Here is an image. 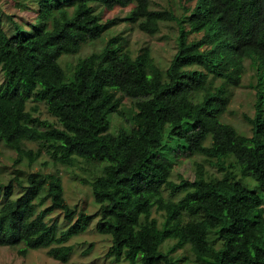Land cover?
Segmentation results:
<instances>
[{"label":"trees","instance_id":"obj_1","mask_svg":"<svg viewBox=\"0 0 264 264\" xmlns=\"http://www.w3.org/2000/svg\"><path fill=\"white\" fill-rule=\"evenodd\" d=\"M96 5H133L125 19L149 35L176 22L177 51L168 66L148 46L134 54L125 37L114 35L67 77L59 59L101 38L114 21L104 22ZM62 9L60 26L51 28ZM187 12L154 9L151 0H39L30 29L0 23V142L16 152L14 164L48 153L68 166L80 159L102 165L89 182L99 205L93 214L67 203L53 173L24 179L19 170L0 182V246H20L23 255L44 248L65 263L74 250L69 241L98 218L96 230L112 238L110 255L127 264H177L171 254L186 246L205 264H264V0H196ZM194 33L202 35L191 39ZM246 60L256 78L254 114H244L250 135L221 120ZM119 93L134 107L130 125L115 130L114 116L123 117ZM26 97L45 100L58 124L41 129L38 108L28 110ZM207 141L203 151L223 175L198 163L193 179L174 181L178 156ZM165 190L182 196L167 198ZM55 210L64 213L65 229L47 219ZM168 240L175 245L164 249Z\"/></svg>","mask_w":264,"mask_h":264},{"label":"rangeland","instance_id":"obj_2","mask_svg":"<svg viewBox=\"0 0 264 264\" xmlns=\"http://www.w3.org/2000/svg\"><path fill=\"white\" fill-rule=\"evenodd\" d=\"M38 1L0 0V23L7 29L12 22L16 21L20 26L24 27L26 25L24 28L30 29L28 24H36L38 22ZM195 3L196 0H151V7L154 9H171L180 17L188 13L187 11L191 10ZM132 9L133 5L115 7L112 10L96 5V10L100 13L104 22H108V20L114 21L109 22L108 28L101 38L84 43L78 53L66 54L59 59L67 77L71 76L79 60L100 52L106 41L114 35L125 37L128 40V48L134 54L142 47L148 46L156 62L164 69L168 66L177 51L179 25L176 22H164L159 33L154 35L146 34L138 28V22L125 19ZM62 11L63 9L52 17L50 21L51 28L60 26L64 16ZM201 35L202 33H194L191 35V39L199 38ZM245 65L247 71L243 76L242 84L231 88V102L227 112L221 116V120L232 124L240 133L250 135L251 125L244 118V114L250 116L254 114L256 90L252 85L255 83L256 78L255 69L250 65L249 60H246ZM2 80L3 74L0 72V83ZM118 95L121 96L120 93ZM121 98L123 117L114 116L113 127L115 130L122 125H130V113L134 107V102L130 98L123 96ZM26 99L28 110L32 111L34 106L38 108L35 116L41 119L38 124L41 129L47 128V122L58 124V120L48 112V105L45 100L33 97H26ZM208 144L209 141L198 146L195 152L180 154L178 162L173 167L171 178L176 182H179L182 176L193 179L198 163L204 165L207 174L221 177L223 171L203 151ZM26 147L36 150L39 144L28 141ZM15 158L16 152L3 142H0V182H7L19 170L22 171L20 176L24 179H26L29 172L53 173L62 178L65 198L70 206L77 207L78 211L83 210L89 214H93L99 209V205L94 201L92 187L89 182L101 172V164H87L80 159L76 165L68 166L55 162L48 153H44L31 164L29 159L24 158L22 162L16 165L14 164ZM246 181L250 186H254V182L250 178H247ZM258 192L264 197V192L261 189ZM164 195L167 198L173 197L175 200L182 196V194L170 196L168 190L164 191ZM47 204L50 205L51 202L48 201ZM153 216H156L160 222L164 220L162 213L156 210L153 211ZM47 219L56 220L61 229H65L69 225L61 210L53 211ZM97 220L98 218L93 220L84 233L74 236L69 241L73 245L74 250L68 262L64 263L50 257L47 254V249L44 248L30 250L27 255H23L19 252L20 246H0V264H127L128 261L124 257L117 261L114 255H110L112 238L110 235L100 234L96 230ZM174 245V240H168L163 247L167 249ZM171 255L173 260L177 261V264H205L196 258L188 246L176 247ZM138 260H140V256Z\"/></svg>","mask_w":264,"mask_h":264}]
</instances>
